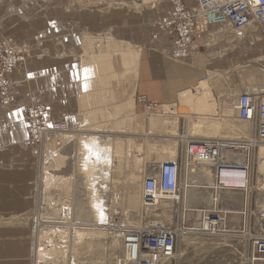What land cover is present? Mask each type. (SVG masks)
Segmentation results:
<instances>
[{
  "label": "crops",
  "instance_id": "1",
  "mask_svg": "<svg viewBox=\"0 0 264 264\" xmlns=\"http://www.w3.org/2000/svg\"><path fill=\"white\" fill-rule=\"evenodd\" d=\"M107 1L0 0V40L33 43L40 35L23 73L8 75L15 104H0V264H34L39 227L32 214L44 200L51 213L41 217L42 225L89 223L59 219L57 213L73 211L76 198L83 211L90 209L91 173H113L115 208L122 211L124 173H137L141 185L156 163L179 162L180 136L200 142H243L252 136L250 126L236 132L234 101L243 92L264 96V22L241 29L211 24L186 55L176 58L169 54L173 36L156 26L169 14L172 0H126L140 10L125 16L106 9ZM180 1L187 7L205 2ZM95 42H112V53L102 56L100 47L92 53ZM118 47L127 49L126 56L115 51ZM138 94L161 103L162 112L144 115L135 103ZM34 97L62 131L52 137L49 162L41 147L24 143L29 136L25 106ZM245 152L238 147L224 158L243 159ZM206 168L194 169L189 179L206 183L201 174ZM207 192L189 187L174 200L178 216L190 218L183 208L202 212L209 199H200ZM227 192L219 198L221 207L239 210L242 192ZM122 220L116 213L114 225Z\"/></svg>",
  "mask_w": 264,
  "mask_h": 264
},
{
  "label": "built area",
  "instance_id": "2",
  "mask_svg": "<svg viewBox=\"0 0 264 264\" xmlns=\"http://www.w3.org/2000/svg\"><path fill=\"white\" fill-rule=\"evenodd\" d=\"M214 11L205 14L203 25L199 26L192 20L193 14L177 6L172 15L164 23L170 24L175 33L172 53L176 56H184L192 42V36L200 35L208 24H218L228 20L235 29H241L253 18L264 21V0H233V5L221 4V1H212ZM12 40L6 39L0 44V81L4 82L6 71L21 66L24 57V48L13 45ZM26 48V47H25ZM27 49V48H26ZM4 85V84H3ZM0 85V94H5ZM263 92V90H260ZM255 93V92H254ZM243 92L237 95L234 101V109L238 120L248 122L252 126V136L243 142H226L222 140L193 141L180 136L181 151L179 162H159L155 171L145 177L141 182V194L143 206H154L155 198L177 200L189 187L205 188L208 190L209 202L202 211L201 218L194 217L193 230L206 231L213 235L220 233H233L234 228L227 226L234 222L232 214L240 215L242 227L255 226V233L246 239L248 243L247 264H264V211L252 212L249 206V193L251 188L250 169L252 160L250 153L259 145H264V100L258 95ZM8 95V93H7ZM2 99L6 103L10 96ZM136 106L144 115H152L154 112H162L163 105L155 100L148 99L144 94L135 97ZM29 127L31 138L28 144L34 140L46 139L52 133L60 131L59 127L48 123V118L42 113H37L34 107L29 110ZM243 147L246 151L243 159H237L232 155L230 159L222 158V153L236 151ZM237 148V149H235ZM235 159V160H234ZM211 168L210 183H196L191 181L189 174L201 166ZM227 191H240L243 194V206L239 210H230L220 205V196ZM183 211L196 212L194 209L185 208ZM187 219H191L187 218ZM187 220L181 217L178 224L165 226L162 224H149L134 228L130 231H121L120 249L115 259L116 264H160L168 260L177 259V242L183 229L187 226ZM187 230V228H186Z\"/></svg>",
  "mask_w": 264,
  "mask_h": 264
},
{
  "label": "rangeland",
  "instance_id": "3",
  "mask_svg": "<svg viewBox=\"0 0 264 264\" xmlns=\"http://www.w3.org/2000/svg\"><path fill=\"white\" fill-rule=\"evenodd\" d=\"M88 4L91 3L81 2L80 5ZM105 6L106 9L117 8L124 13V16L129 15L132 10L136 12L140 10V5L136 2L126 0H109L106 2ZM104 34L106 33H103V35ZM6 39L12 40L13 45L17 44L20 48L25 49L21 66L19 68L17 66L6 72L4 78V82L6 80L5 83L0 81V85H2L1 88L5 91V94H0V104L12 105L15 104V98L12 95V82L8 75L12 72L23 73L25 70L24 64L26 66L27 60L33 55L34 43L40 39V35H35L33 37V43L18 42L12 37H4L0 40V44ZM98 47H100L98 53L105 56L103 53L107 52L109 55L114 45L110 42L108 45L102 46L98 42H95L89 49L92 50L93 53ZM111 47L113 48L111 49ZM115 51L122 52V57L126 56L127 53L125 47L122 49L118 47ZM5 95L10 96V98L6 103H3L1 97L3 98ZM31 107H34L37 113H42L46 116L50 125L55 126L56 124L52 123L50 120L47 106L43 104L40 99L34 97L25 106L29 136L24 143L30 147H41L44 160L47 159L49 162L51 157L52 137L62 133V131L52 133L41 141L34 140L33 144H28L27 141L31 138L29 127V110ZM249 126L252 129L249 123L240 121L235 117L236 132L249 130ZM263 146L264 145H259L250 153V158L252 160L250 169L251 179L249 182L251 192L249 193L248 202L250 203L249 206L252 212H257L258 210L261 212L264 211V149L261 148ZM45 164L44 169L46 168ZM49 168L48 165L47 169ZM202 173L205 178L204 180L210 183L211 173H209L208 168L203 170ZM93 174L94 173H91V184L86 187L90 192V209L83 211L80 208L82 205L78 203L76 198L75 209L73 211L61 209L57 213L59 219L69 217L73 218L76 222L85 220L89 223H85V225L81 226H78L77 223L74 226L42 225L41 217L43 219L50 218L51 213V207L45 200L42 203V207H39L37 213L35 212L32 214L33 224L39 227L34 264H116L115 259L121 245V231H130L134 228L147 226L151 223L174 226L178 224V220L181 217H184V215L178 216L177 201L161 199L157 205L143 206L141 185H139L137 173H131L130 171L124 173L126 175L124 178V208L122 211L119 210L116 212L115 203L119 200V195L116 194V187L113 185V173H100L98 176H94ZM45 175L49 177L48 173H45ZM48 179H50V177ZM110 181H112V184ZM45 185L46 188H49L50 184L48 182ZM227 193H230V191ZM200 200L205 203L208 197H201ZM240 202L241 205L239 208L242 209L241 206H243L244 202L243 197H241ZM196 208L197 207H192L194 210H197ZM118 212H121L123 220L119 225H114V218ZM192 213H196V217L201 218L202 212H189L191 219H186L188 221L187 226H185L187 230L186 228L183 229L184 232L180 235L177 242V262L180 259L187 262V264H247L248 243L246 242L245 234L248 236L249 234L255 233V226H247L244 230L240 222V215L232 214L231 217L234 218L235 223H231L227 227L229 229L234 228V232L212 235L206 233V231H201V229L193 230L191 224L195 222V216H193ZM174 261H172V264Z\"/></svg>",
  "mask_w": 264,
  "mask_h": 264
},
{
  "label": "bare ground",
  "instance_id": "4",
  "mask_svg": "<svg viewBox=\"0 0 264 264\" xmlns=\"http://www.w3.org/2000/svg\"><path fill=\"white\" fill-rule=\"evenodd\" d=\"M212 1L213 0H205V2L201 5V6H199V7H187V6H185L184 5V3L183 2H181L180 0H172V4H173V6H172V8H171V10H170V12H169V14L167 15V16H165L164 18H162L160 21H158L157 22V24H156V26H157V30H158V32H161V31H163V32H166V33H168V34H170V35H172L173 36V44H174V40H175V33L172 31V27H171V25L170 24H167V23H164V21L168 18V17H170L171 15H172V12L173 11H175V9L177 8V6H179V5H181L184 9H188V10H191V9H193V10H191V11H189L190 13H192L193 14V17H192V21L195 23V24H197V25H199V26H201V25H203V24H205L204 23V21H205V14L207 13V15H209L212 11H214V6L212 5L213 3H212ZM216 2L218 1V0H215ZM219 1H221V4H227L228 6H232L234 3H233V0H219ZM140 2V1H139ZM261 22H264V21H260L259 20V18H253V21H251V22H249V24H247L246 26H248V25H250L251 23H261ZM218 24H223V25H228V26H231V24H229L228 23V20H226L225 22H222V23H218ZM209 25H211V24H208L205 28H204V30H203V32L202 33H204L206 30H207V28H208V26ZM246 26H244V27H246ZM232 27V26H231ZM157 32V33H158ZM157 33L156 34H154L153 36H152V38L153 39H155L156 38V36H157ZM202 33L200 34V35H197V36H195V35H193L192 36V42H190L189 43V45H188V48H187V53L190 51V49H192L193 47H194V42L196 41V39H199L200 37H201V35H202ZM12 43V42H11ZM173 44H172V47H173ZM171 47V48H172ZM170 48V51H169V54L171 55V56H173V57H180V56H176V55H174L173 53H172V49ZM186 53V54H187ZM24 58V57H23ZM23 60V59H22ZM21 60V61H22ZM20 61V62H21ZM13 68H11L10 70H12ZM10 70H8V71H10ZM7 72V71H6ZM250 93V92H249ZM256 95H258V94H256ZM261 96H262V94H260ZM260 95H258L259 97H260ZM262 100H264V96H262V97H260ZM203 104V103H202ZM164 111H167V108H164L163 109ZM206 110V109H205ZM154 113H157V112H154ZM234 113H235V115H236V112H235V109H234ZM236 118H237V115H236ZM238 119V118H237ZM248 123V122H247ZM250 124V123H249ZM249 138H247V139H245V141L246 140H248ZM261 148H263L264 149V146L263 147H261ZM226 152H228V151H226ZM226 152H224V153H222V155H221V159L222 158H224V155H225V153ZM159 163V162H158ZM158 163H156L155 164V166L158 164ZM155 168V167H154ZM154 171H155V169H153V173H154ZM203 174V173H202ZM163 197L162 196H160V197H156L155 198V205H157L159 202H160V200L162 199ZM166 200V199H165ZM172 201H174V200H172ZM141 203V202H140ZM95 209V208H94ZM184 219H185V217H183ZM245 227H247V226H245ZM249 227V226H248ZM221 234V233H220ZM254 234V233H253ZM213 235V234H212ZM250 235V234H249ZM248 235V236H249ZM245 236H246V239L248 238V236L245 234ZM116 263V262H115Z\"/></svg>",
  "mask_w": 264,
  "mask_h": 264
},
{
  "label": "snow or ice",
  "instance_id": "5",
  "mask_svg": "<svg viewBox=\"0 0 264 264\" xmlns=\"http://www.w3.org/2000/svg\"><path fill=\"white\" fill-rule=\"evenodd\" d=\"M88 70L87 69H85V72H87Z\"/></svg>",
  "mask_w": 264,
  "mask_h": 264
}]
</instances>
